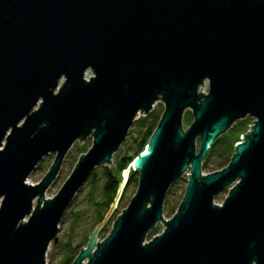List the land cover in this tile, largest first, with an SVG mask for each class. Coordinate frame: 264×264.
I'll return each mask as SVG.
<instances>
[{"label":"water","instance_id":"1","mask_svg":"<svg viewBox=\"0 0 264 264\" xmlns=\"http://www.w3.org/2000/svg\"><path fill=\"white\" fill-rule=\"evenodd\" d=\"M158 101L148 145L72 264H264V0H0V264H47L76 193ZM248 115L229 164L205 174L210 147ZM89 136L47 198L68 151ZM53 152L44 177L27 183ZM131 169L138 190L98 241ZM186 173L165 219L167 192Z\"/></svg>","mask_w":264,"mask_h":264},{"label":"rangeland","instance_id":"2","mask_svg":"<svg viewBox=\"0 0 264 264\" xmlns=\"http://www.w3.org/2000/svg\"><path fill=\"white\" fill-rule=\"evenodd\" d=\"M92 74V70H88L85 76L86 79H90V76ZM63 82L64 79H61L59 87ZM201 89L207 92L209 90V82L207 81L201 87ZM162 110H164V103L163 101H158L153 111L149 113L148 119L151 118V115L153 113H158ZM193 120L194 117L192 109L188 108L183 116L184 127H189ZM253 122L254 117L248 115L243 119L237 120L232 125V127L221 136L220 140L223 143L220 144V149L214 152L210 157L209 167H203V172L205 174L221 170L220 163H223L224 160L226 161V159L230 158V156L235 151L234 148L236 143L240 142L242 139V133H246L250 129V125H252ZM136 124L137 120L134 121L125 141L123 142L119 150L114 154L113 161L111 163L114 164V166L116 164V161L120 157L133 155L135 150V140H140L142 135L146 132L145 126L141 127L140 125ZM92 144L93 136H89L86 140H83L81 142V145L80 140H77L73 144L65 157L58 176L46 191L47 198H53L58 193L61 186L73 172L80 158V154H85L92 147ZM55 156V152L46 155L40 161L38 167L31 172L26 182L30 184H37L49 170ZM111 164H103L95 167L94 171H96L97 174H91L74 196L59 224L57 241H52L47 251V264H72L77 254L87 246L91 233L105 220V217L110 210L108 209L109 206L105 205V201H108V199L110 200L111 198L109 197L112 194H116L113 193V189L111 187H109L110 189L106 188L107 176L105 175V167H111ZM187 173L184 174L175 183H173L167 192L164 202L165 219H170L176 213V210L180 205L187 185ZM129 174L130 170L128 172L127 179L129 177ZM122 178H124V175L123 177L121 175L118 176V179L121 180ZM138 178L139 174H137L127 186L126 180L122 193L118 199L116 208H114L113 213L110 214L99 231V234L97 236L98 241L104 239L108 235L109 230L112 229L113 222L115 221L117 214H121L120 212L123 210V208H126L128 206L130 200L137 192L139 184ZM228 192V187L221 190L216 196V201L218 203H222ZM163 227V223L159 221L157 225L148 233L147 240H150L154 235L160 233Z\"/></svg>","mask_w":264,"mask_h":264},{"label":"trees","instance_id":"3","mask_svg":"<svg viewBox=\"0 0 264 264\" xmlns=\"http://www.w3.org/2000/svg\"><path fill=\"white\" fill-rule=\"evenodd\" d=\"M163 111L162 110L161 112H158V113H153L151 115V118H149V114L146 115V116H141L139 119H137V124L136 125H140L141 127L142 126H145L146 127V132L142 135L141 139L140 140H135V150H134V153L133 155L131 156H122L120 157L117 161H116V164L114 167H110V166H107L105 167V175L107 176V186L106 188L110 189L109 187H111L113 189V193H116L115 195H111L109 198H111L110 200L108 199V201H105V205L106 206H109L108 209H111L110 207L112 206V204L115 202L116 200V197L118 195V191L120 189V185L122 183V179H118V176H122L123 177V172L128 169L131 165V163L134 161V159L140 155V153H142L146 146L148 145V142H149V139L150 137L152 136L155 128L157 127L158 123H159V120L163 114ZM152 112V111H151ZM240 123V122H239ZM238 123V124H239ZM241 124V123H240ZM133 129V128H132ZM131 129V130H132ZM245 132L242 133V135L244 134ZM221 137H219L215 143L210 147L209 149V152H208V155L206 156V158L203 160V164L202 166L204 168H208L209 167V160H210V157L213 155L214 152H216L217 150H219V146L221 143H223L221 140H220ZM220 140V141H219ZM235 151L233 152V154L230 156V158L226 159V161L224 160L223 163H220L221 165V169L225 168L229 162L231 161L232 157L234 156V154L236 153V147L234 148ZM93 175H96V171H93L92 173ZM139 174L138 171H134L133 169H131L130 171V174H129V177H128V180L126 182V186L129 184L130 181L133 180V178H135V176ZM139 180V178H138ZM179 207V206H178ZM125 208H123L124 210ZM122 210V211H123ZM121 211V212H122ZM120 212V213H121ZM177 212V210H176ZM119 216V214H117V217ZM116 217V218H117ZM116 220V219H115ZM114 225V223H113ZM113 228V226H112ZM110 231V230H109ZM109 233V232H108ZM78 255V254H77Z\"/></svg>","mask_w":264,"mask_h":264},{"label":"built area","instance_id":"4","mask_svg":"<svg viewBox=\"0 0 264 264\" xmlns=\"http://www.w3.org/2000/svg\"><path fill=\"white\" fill-rule=\"evenodd\" d=\"M204 92H206V91H204ZM155 105H156V104H155ZM154 108H155V107H154ZM141 116H146V115L140 113V114L138 115V119H139Z\"/></svg>","mask_w":264,"mask_h":264},{"label":"bare ground","instance_id":"5","mask_svg":"<svg viewBox=\"0 0 264 264\" xmlns=\"http://www.w3.org/2000/svg\"><path fill=\"white\" fill-rule=\"evenodd\" d=\"M114 156V155H113Z\"/></svg>","mask_w":264,"mask_h":264}]
</instances>
